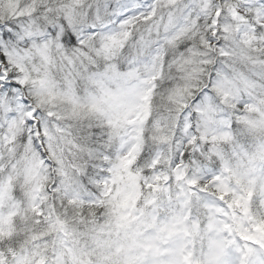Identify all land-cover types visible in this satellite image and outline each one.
Returning <instances> with one entry per match:
<instances>
[{
	"label": "snow or ice",
	"instance_id": "6c2138e0",
	"mask_svg": "<svg viewBox=\"0 0 264 264\" xmlns=\"http://www.w3.org/2000/svg\"><path fill=\"white\" fill-rule=\"evenodd\" d=\"M0 264H264V0H0Z\"/></svg>",
	"mask_w": 264,
	"mask_h": 264
}]
</instances>
